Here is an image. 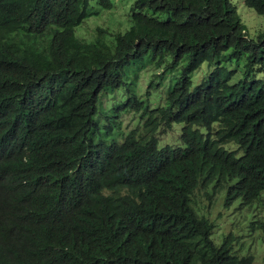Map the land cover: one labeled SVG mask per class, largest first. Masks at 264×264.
I'll list each match as a JSON object with an SVG mask.
<instances>
[{
  "label": "trees",
  "instance_id": "16d2710c",
  "mask_svg": "<svg viewBox=\"0 0 264 264\" xmlns=\"http://www.w3.org/2000/svg\"><path fill=\"white\" fill-rule=\"evenodd\" d=\"M4 1L11 5L0 8L14 13L7 23L0 15V66H6L0 130L18 136L24 161L13 165L30 188L51 178L62 180L60 191L84 186L74 204L62 209L22 201L21 219L6 199L23 189L5 185L4 234L39 254L44 240L65 264H254V256L241 255L228 238L221 246L210 240L213 224L198 215L192 195L205 181L247 202L264 193V31L249 36L232 0H134L136 27L112 45L103 41L109 31L87 34L81 27L98 14L95 1L104 9L113 0ZM244 4L264 16V0ZM137 38L149 49L150 62L153 51L160 57L175 40L172 54L183 63L182 76L157 104L156 82L143 92L136 89L135 69L144 64L132 55ZM204 63L210 69L194 85L193 74ZM116 89L120 99H100L103 91ZM9 100L12 105L3 107ZM126 113L138 114L142 128L125 132ZM181 122L182 143L161 145L157 131ZM231 141L237 150L225 147ZM86 152L95 153L98 166L83 183L69 169ZM104 187L109 196L102 194ZM43 195L56 197L45 188ZM146 200L170 214L145 218ZM132 206L143 215L141 224L129 216ZM133 229L140 234L135 241L128 239Z\"/></svg>",
  "mask_w": 264,
  "mask_h": 264
},
{
  "label": "clouds",
  "instance_id": "9594fccd",
  "mask_svg": "<svg viewBox=\"0 0 264 264\" xmlns=\"http://www.w3.org/2000/svg\"><path fill=\"white\" fill-rule=\"evenodd\" d=\"M6 4L11 5V1L1 2L0 7H2L3 5H6ZM93 5H94V11L97 12L98 14L91 15L85 21V23L83 25L86 26L87 24H89L90 21H93L95 24L93 31L96 30V28L109 31V34L104 36L103 41L113 42L112 45H116L118 42V39L116 40V37L118 35L126 36L127 34H130L135 29L136 21H135V19H133L134 11L131 9L132 7H130V10L128 12V21L130 23V26L128 28H126L125 30H121L125 25V20L123 18L118 17L117 23H118L119 28H117L114 31H111L108 28H104V27L100 26L98 24V22L93 17L98 16L101 13H104L107 11L108 12L114 11L115 13H120L121 12V6L119 4H116L114 1H112L111 7L104 8V9L101 8L96 3V1L93 3ZM13 13H14V11L12 10V8L11 9L6 8V12L0 8V15L6 16V23L11 21L12 17L9 15L13 14ZM109 16H110L109 14L105 15V19H107ZM248 33H249V36H253L255 38L254 33L251 34L249 31H248ZM88 42H90V41H88ZM175 51H177L176 42H175V40H171L164 46L163 53L160 57H156L157 54H156V52L153 51V53H152L153 62H150L149 61V54H148L149 49L145 46L143 39H141V38L135 39L133 49H132L133 58L138 60L139 62L144 63L143 65L137 66V69H135V72L138 71V69L140 72L138 82H139V86H140L139 90L141 92L146 90L151 82H154V83L156 82L157 85H159L160 89L165 88V93L163 96V98L165 100V98L167 96V90L169 88H172V86H174L175 83L178 81V79L182 76L180 73V69L182 68L183 63L182 62H180V63L176 62V56L172 54V52H175ZM138 61H136V62H138ZM5 68H6V66H0V82H4V80H5V76L2 74V72ZM209 69L210 68H208V70ZM73 72H74V69H73ZM195 73L193 74V77H194ZM205 73L207 74L208 72H204V74ZM237 75H238L237 77H239V73ZM201 80H203V78ZM201 80L197 81L196 76H195V82L196 83L194 82V85L199 84L201 82ZM20 92L21 91H19L18 94L16 95L17 97L20 94ZM122 96L123 95L121 93H119L117 91V89L113 90V91L112 90H106V91H103L101 93L100 99L104 100L106 103L113 98L120 99V97H122ZM11 105H12V101L9 100V101L5 102L3 107L11 106ZM1 114H2V111L0 109V115ZM122 121H123V119H122ZM181 123L183 124L182 127L186 126V122L185 123L181 122ZM174 124H179V123H174ZM174 124H173V126H174ZM173 126H164L161 128H163L162 130H164V129H166V130L172 129L173 130ZM215 126H217V125H215ZM195 127H197V126H195ZM124 131L130 132L132 130H130V131L124 130ZM163 132H164V134L166 133V131H163ZM173 132L177 134V132H175L174 130H173ZM156 134H157L158 138L160 139L159 134L158 133H156ZM180 134H181V130H180ZM180 134H179V140H180V143H182V141L180 139L181 138ZM113 138H117V137L111 135V139H113ZM177 138H178V134H177ZM119 141L122 142L123 139L119 138ZM176 142H177V140H176ZM160 144L166 145V144L161 143V139H160ZM167 144L173 146V145H178V142H177V144H174V142L167 143ZM229 145H234L236 148L231 149L229 147ZM19 147H20L19 138L16 134H14L12 132H7L5 130H0V195L3 194L4 186L7 184L23 189L17 197H7V199H6V201H9L13 205V209L19 215V218L24 219L25 215H26V213L23 212L21 210V207H20V203L22 201H28L32 205H41V206H44L46 208H61L62 209V208L70 207L71 205H73L75 200H76L77 195L83 191L84 186H72L71 190H69V191H60L57 189V185L59 183H61L62 180L60 178H51L46 183V185L40 184L36 188H30L31 187V181H28L26 178H24L21 175L20 170L13 165V163L15 161L22 160L20 153H19ZM225 147L228 150H237L239 145L235 141H231L230 143H227L225 145ZM97 166H98V162H97V157L95 156V153H92V154L87 153V152L82 153L78 157L77 164L72 165L71 168L69 169L72 173L69 176H82L81 181L84 183L85 178L90 179L94 175V173L97 169ZM40 174L43 175L41 173V171H40ZM60 177H61V175H60ZM39 178H40V176H39ZM202 186H204L206 188V192L208 193L209 199H210L209 207L207 209H204L203 207H201L200 205H198L194 201V198L196 196L195 191ZM219 187H223V188H218L217 190H215L213 183L207 185L206 181L200 182L194 188V196L192 195V197H193L192 199H193V203H194L193 206H194L196 212L198 213V215L200 217L206 218L210 222V224L211 223L213 224L212 228L210 229V235H209V238H210V240L213 241V243H215V241L213 240V237H212L213 230L215 228V223L210 219V217H212L213 213L209 209L212 206L216 207L215 199H216L217 193L219 191H221V190L226 191V196H225V200H224V203L226 206L231 205L236 199L240 198L241 199L240 206L243 207V206H246L245 204H251L252 202L256 201L257 199H259L261 197V196L257 197L253 201L247 202L242 194L237 195L236 192L228 190L227 187H225L223 185H220ZM44 188L52 191L55 194L56 197L53 201H49V200L45 199V197L43 195V189ZM79 190H81V192H79ZM102 194H104L105 196H109L111 193L107 188L104 187L102 190ZM0 198H1V196H0ZM132 207L135 210V213L129 214V216H131V217L133 216L135 218L136 225L141 224L144 221L143 215L141 214V212L136 207H134V206H132ZM158 210H160V213H158ZM149 214H152V215L156 214L158 216H164L166 214H170V209L164 205H161V204L159 205L156 202H153L151 200H146L145 218ZM91 216H86L85 218L88 219ZM78 221H79V219L76 220V222H78ZM2 228H3V224L0 220V258L3 259L5 264H18L20 262H23V261L26 262L28 260L31 261L32 264H41V262H42V264H65L63 258L59 254L58 249L54 252L53 255H51L49 253L44 240L42 243L43 254H39L35 250H32L26 246L18 244L17 242H14L11 238L7 237L4 234ZM139 235L140 234L138 233V230L133 229V232L128 239L131 241H135L139 237ZM223 243H224V241L221 244H216V243L215 244L218 246H221ZM28 253H30V255Z\"/></svg>",
  "mask_w": 264,
  "mask_h": 264
},
{
  "label": "rangeland",
  "instance_id": "374dc122",
  "mask_svg": "<svg viewBox=\"0 0 264 264\" xmlns=\"http://www.w3.org/2000/svg\"><path fill=\"white\" fill-rule=\"evenodd\" d=\"M116 4L121 6V12H104L98 16L93 17L100 26L108 28L111 31L119 28L117 23V18H123L125 20V25L121 30H125L130 26L128 21V12L134 0H113ZM233 5H235L240 13L243 22L246 24L248 31L253 34L257 30L264 31V16L258 15L254 10L248 8L244 4V0H232ZM110 16L105 19V15ZM94 22L90 21L89 24L83 25L81 29H85V33H89L94 29ZM90 39H88L89 41ZM238 64L235 63L234 67ZM242 66V64H241ZM209 63H204L199 71L194 75L196 80L200 81L203 78L204 72H208ZM197 74V75H196ZM242 75V70L239 71V77ZM196 83V82H195ZM139 90L138 87H136ZM161 93V98L155 104L162 102V95L164 96L165 88L157 90ZM156 98H152L154 101ZM161 99V100H160ZM142 123L139 120V115L137 114H125L122 121V126L126 131H130L136 128L141 129ZM183 124H174L173 132L172 129H168L164 134L162 129H159L157 133L161 139L162 144L172 143L180 144L179 134ZM177 140V142H176ZM231 149H235L234 145H229ZM194 201L207 209L209 207L210 199L206 192L204 186L198 188L195 191ZM226 196V191L221 190L217 193L215 199V206L210 207V211L213 213L210 219L215 223V228L213 230V240L216 244H221L226 238L231 241V246L234 250L239 252L241 255L252 254L254 256V264H264V193L259 199L252 202L251 204H245L246 206L241 207V199H236L231 205L226 206L224 203Z\"/></svg>",
  "mask_w": 264,
  "mask_h": 264
}]
</instances>
